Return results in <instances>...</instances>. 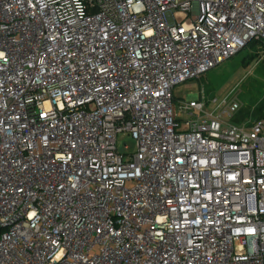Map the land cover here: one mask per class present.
<instances>
[{
    "label": "built area",
    "instance_id": "2783aa9c",
    "mask_svg": "<svg viewBox=\"0 0 264 264\" xmlns=\"http://www.w3.org/2000/svg\"><path fill=\"white\" fill-rule=\"evenodd\" d=\"M250 42L264 0H0V264H264V115L173 94Z\"/></svg>",
    "mask_w": 264,
    "mask_h": 264
},
{
    "label": "rangeland",
    "instance_id": "374dc122",
    "mask_svg": "<svg viewBox=\"0 0 264 264\" xmlns=\"http://www.w3.org/2000/svg\"><path fill=\"white\" fill-rule=\"evenodd\" d=\"M252 46L199 79L177 86L173 93L175 99L195 101L199 99V90H202L209 100L227 98L239 102V116L241 112H252L264 106V44ZM134 148L135 142L131 138L118 135L117 149L120 153H130Z\"/></svg>",
    "mask_w": 264,
    "mask_h": 264
},
{
    "label": "trees",
    "instance_id": "16d2710c",
    "mask_svg": "<svg viewBox=\"0 0 264 264\" xmlns=\"http://www.w3.org/2000/svg\"><path fill=\"white\" fill-rule=\"evenodd\" d=\"M252 45H263L262 43H258V42H250L248 44V46L246 47V49H250L251 47H253ZM245 49V50H246ZM264 63V61H263ZM264 115V106L257 108L256 110L252 111V112H247V113H242L239 116V120L237 119V121H240L242 119L245 118H250V119H258L261 118Z\"/></svg>",
    "mask_w": 264,
    "mask_h": 264
}]
</instances>
